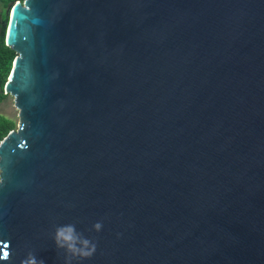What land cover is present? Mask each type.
<instances>
[{
    "label": "water",
    "instance_id": "95a60500",
    "mask_svg": "<svg viewBox=\"0 0 264 264\" xmlns=\"http://www.w3.org/2000/svg\"><path fill=\"white\" fill-rule=\"evenodd\" d=\"M7 14L19 125L0 144V264H66L69 224L96 245L71 264H264V0Z\"/></svg>",
    "mask_w": 264,
    "mask_h": 264
},
{
    "label": "trees",
    "instance_id": "16d2710c",
    "mask_svg": "<svg viewBox=\"0 0 264 264\" xmlns=\"http://www.w3.org/2000/svg\"><path fill=\"white\" fill-rule=\"evenodd\" d=\"M17 1L23 2L24 0H0V104L8 97V95L5 94V87L17 57V54L6 45V34L10 22L7 8L10 3ZM16 129L17 125L13 120H9L0 115V144Z\"/></svg>",
    "mask_w": 264,
    "mask_h": 264
},
{
    "label": "clouds",
    "instance_id": "9594fccd",
    "mask_svg": "<svg viewBox=\"0 0 264 264\" xmlns=\"http://www.w3.org/2000/svg\"><path fill=\"white\" fill-rule=\"evenodd\" d=\"M102 224L97 222L94 229L99 231ZM54 243L56 248L62 249L67 254L65 257L66 264H71L73 258L86 259L90 258L96 249V245L85 238L82 233L77 232L75 225L59 226L55 230ZM22 264H44L38 260L34 253H29L28 257L22 261Z\"/></svg>",
    "mask_w": 264,
    "mask_h": 264
},
{
    "label": "rangeland",
    "instance_id": "374dc122",
    "mask_svg": "<svg viewBox=\"0 0 264 264\" xmlns=\"http://www.w3.org/2000/svg\"><path fill=\"white\" fill-rule=\"evenodd\" d=\"M0 115L13 120L18 128L19 125V110L15 106V101L12 96H8L7 99L0 104Z\"/></svg>",
    "mask_w": 264,
    "mask_h": 264
},
{
    "label": "snow or ice",
    "instance_id": "6c2138e0",
    "mask_svg": "<svg viewBox=\"0 0 264 264\" xmlns=\"http://www.w3.org/2000/svg\"><path fill=\"white\" fill-rule=\"evenodd\" d=\"M5 248H6V245H5ZM7 256H8V253H7V251L5 250V251H3V256H2V258H7Z\"/></svg>",
    "mask_w": 264,
    "mask_h": 264
}]
</instances>
